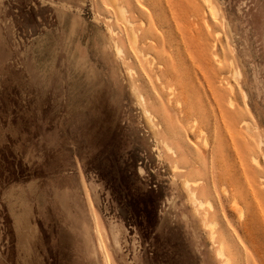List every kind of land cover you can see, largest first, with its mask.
Masks as SVG:
<instances>
[{"label":"rangeland","instance_id":"obj_1","mask_svg":"<svg viewBox=\"0 0 264 264\" xmlns=\"http://www.w3.org/2000/svg\"><path fill=\"white\" fill-rule=\"evenodd\" d=\"M122 1L0 0V264H264V0Z\"/></svg>","mask_w":264,"mask_h":264},{"label":"bare ground","instance_id":"obj_2","mask_svg":"<svg viewBox=\"0 0 264 264\" xmlns=\"http://www.w3.org/2000/svg\"><path fill=\"white\" fill-rule=\"evenodd\" d=\"M101 2V5L107 10V9H110L112 11V13L116 16V19L120 22H123L126 26V30H127V37H130V40L132 42V44L134 46H136V43L138 41V35L136 33V31L134 30L133 28V22L131 21V19L129 17H127L126 15V9L124 7V4L122 3L123 1L122 0H100ZM211 7H209V10H211L215 15L216 14V10H215V7L213 5H210ZM212 14V13H210ZM212 14V16H213ZM217 17V16H215ZM107 19V18H106ZM109 19V18H108ZM108 32H109V35H110V38L112 39V34L114 33L115 29H113L111 26H108ZM139 32V31H138ZM113 40V39H112ZM114 42V40H113ZM114 55L117 59H119L121 62H123V58H122V51H121V48L118 47V45L114 42ZM142 56V55H141ZM144 60V59H143ZM153 64V62H152ZM152 67V66H151ZM162 67V66H161ZM131 72V69H129ZM157 78V77H156ZM128 79H130V76H128ZM158 80L159 82V79H156ZM131 81V87H132V92L134 94V96L136 97L139 105L141 106V110L144 114V117L146 118V120L148 121V123L151 125V127L153 128L154 127V123H153V117H152V113L150 112V110L148 111L147 108L144 107V104L142 103V96L141 94L139 93V89L138 87L136 86L135 82H132ZM172 96V95H171ZM170 96V97H171ZM170 103V101H169ZM139 106V107H140ZM152 114V115H151ZM247 127V126H246ZM155 130H157L155 128ZM157 133V132H156ZM155 136V135H154ZM161 143V141H160ZM164 147L166 148L167 151H171V153L173 154L172 152V149L169 147V145H167L166 143H164ZM176 163V162H175ZM175 168L172 169V172L176 169V170H179L176 168V164H174ZM182 186L185 190V196H186V199L187 201L189 202V204L192 206L194 212L198 215V210L200 208H202L204 205L206 206H209V208L212 207V204L209 202V201H204L202 200L201 198V193L197 192L196 189H193L192 186H191V183L190 181L187 179V178H184L183 181H182ZM199 219H200V223L205 225L206 226H210L212 225L211 223L208 222V216L207 214H203L201 216H198ZM213 235V234H212ZM212 235H210V237H212Z\"/></svg>","mask_w":264,"mask_h":264}]
</instances>
